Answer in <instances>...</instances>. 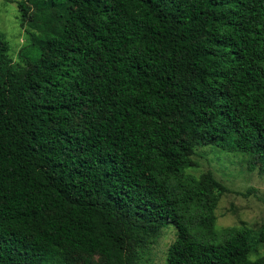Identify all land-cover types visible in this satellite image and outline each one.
<instances>
[{
  "label": "trees",
  "instance_id": "16d2710c",
  "mask_svg": "<svg viewBox=\"0 0 264 264\" xmlns=\"http://www.w3.org/2000/svg\"><path fill=\"white\" fill-rule=\"evenodd\" d=\"M0 30V264H264L199 146L264 173V0H19Z\"/></svg>",
  "mask_w": 264,
  "mask_h": 264
},
{
  "label": "rangeland",
  "instance_id": "374dc122",
  "mask_svg": "<svg viewBox=\"0 0 264 264\" xmlns=\"http://www.w3.org/2000/svg\"><path fill=\"white\" fill-rule=\"evenodd\" d=\"M19 0H0V30L10 44L11 56L20 58L21 49L27 58H36L28 24L22 25ZM196 174L211 170L223 182L228 192L219 201L216 214L218 227L246 225L255 235L264 229V173L251 168L247 154L227 152L211 145L199 146L194 155ZM174 225L166 226L163 235L151 250V264H163L169 245L175 238ZM264 255V241L252 252L256 258Z\"/></svg>",
  "mask_w": 264,
  "mask_h": 264
}]
</instances>
